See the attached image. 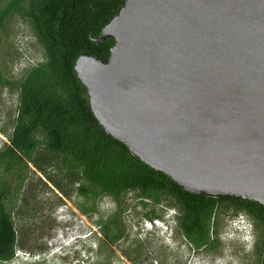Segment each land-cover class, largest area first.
Listing matches in <instances>:
<instances>
[{"label": "water", "instance_id": "1", "mask_svg": "<svg viewBox=\"0 0 264 264\" xmlns=\"http://www.w3.org/2000/svg\"><path fill=\"white\" fill-rule=\"evenodd\" d=\"M74 71L99 125L181 190L264 207V0H124Z\"/></svg>", "mask_w": 264, "mask_h": 264}, {"label": "trees", "instance_id": "2", "mask_svg": "<svg viewBox=\"0 0 264 264\" xmlns=\"http://www.w3.org/2000/svg\"><path fill=\"white\" fill-rule=\"evenodd\" d=\"M124 0H0V34L11 17L29 23L44 51L41 63L27 69L17 82L18 106L12 132L0 145V264L15 259L18 237L15 217L28 206L24 192L31 175L46 181L66 198L71 194L95 211L97 202L111 200L120 208L128 194L173 210L174 233L197 250L218 248L219 211L244 213L253 222L257 263L264 264V207L241 199L190 194L155 172L94 118L74 67L80 56L107 63L113 39L97 44L102 30L119 14ZM8 86L0 73V85ZM31 184V183H30ZM225 204V205H224ZM149 223L158 217H147ZM110 250L125 237L119 214L96 223ZM132 260L130 254L125 255ZM110 260V255L106 257Z\"/></svg>", "mask_w": 264, "mask_h": 264}, {"label": "rangeland", "instance_id": "3", "mask_svg": "<svg viewBox=\"0 0 264 264\" xmlns=\"http://www.w3.org/2000/svg\"><path fill=\"white\" fill-rule=\"evenodd\" d=\"M43 59V48L29 23L21 17H11L0 34V73L10 83L0 85V145L7 142L2 131L12 132L18 106L17 82L27 69ZM30 178L26 188L30 185L31 192L26 189L23 194L29 205L15 217L17 256L7 264L257 263L255 250L247 252L230 227L231 221L237 218H243L253 227L252 220L244 213L235 216L233 211H219L214 227L218 248L197 250L175 233L170 236L149 223L147 217L163 220L165 208L149 203L143 206L136 194H128L120 208L109 199L98 201L95 211L87 204L88 211L83 214L78 209L84 205L81 199L73 194L66 198L44 179L39 180L33 175ZM116 213L125 237L109 250L97 234L101 230L96 223L105 222ZM253 235L255 237L254 230ZM80 238L86 239L80 241ZM127 253L132 260L126 258Z\"/></svg>", "mask_w": 264, "mask_h": 264}, {"label": "clouds", "instance_id": "4", "mask_svg": "<svg viewBox=\"0 0 264 264\" xmlns=\"http://www.w3.org/2000/svg\"><path fill=\"white\" fill-rule=\"evenodd\" d=\"M175 215L176 214L173 210L166 209L165 214L163 216V220H159V219L154 220L152 224L155 226L156 229L160 230V232L165 231L166 233H168V235L171 236L174 234V231L177 227ZM230 227L232 229V234L233 233L237 234L240 242L243 244L247 252L251 251L255 243V237L253 235V230H254L253 227L250 224H248L243 218H237L231 221ZM229 236L230 239H232L231 234ZM86 238L84 239L80 238L79 240L82 241L85 240ZM72 247L73 249L75 248L74 246ZM76 247H78V245ZM217 264H220V262H217Z\"/></svg>", "mask_w": 264, "mask_h": 264}]
</instances>
